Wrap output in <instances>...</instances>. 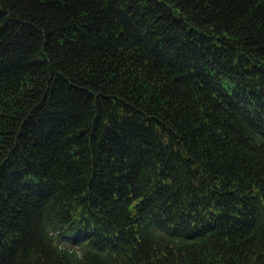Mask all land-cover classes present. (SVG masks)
I'll list each match as a JSON object with an SVG mask.
<instances>
[{
  "label": "trees",
  "instance_id": "trees-1",
  "mask_svg": "<svg viewBox=\"0 0 264 264\" xmlns=\"http://www.w3.org/2000/svg\"><path fill=\"white\" fill-rule=\"evenodd\" d=\"M0 264H264V0H0Z\"/></svg>",
  "mask_w": 264,
  "mask_h": 264
},
{
  "label": "rangeland",
  "instance_id": "rangeland-1",
  "mask_svg": "<svg viewBox=\"0 0 264 264\" xmlns=\"http://www.w3.org/2000/svg\"><path fill=\"white\" fill-rule=\"evenodd\" d=\"M63 240H66V239H64V238H63ZM66 242H67V243H69V244H73V245H75V246H76V243H75V242H73V241H71V240H67Z\"/></svg>",
  "mask_w": 264,
  "mask_h": 264
}]
</instances>
